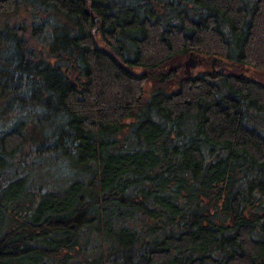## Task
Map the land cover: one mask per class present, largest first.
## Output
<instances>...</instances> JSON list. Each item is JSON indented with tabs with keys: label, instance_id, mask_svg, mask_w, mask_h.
<instances>
[{
	"label": "trees",
	"instance_id": "trees-1",
	"mask_svg": "<svg viewBox=\"0 0 264 264\" xmlns=\"http://www.w3.org/2000/svg\"><path fill=\"white\" fill-rule=\"evenodd\" d=\"M24 7L31 25L0 30V264H105L74 259L92 231L114 264H264L263 73L183 71L192 53L264 71V0H0V16ZM43 159L83 176L43 188Z\"/></svg>",
	"mask_w": 264,
	"mask_h": 264
},
{
	"label": "rangeland",
	"instance_id": "rangeland-1",
	"mask_svg": "<svg viewBox=\"0 0 264 264\" xmlns=\"http://www.w3.org/2000/svg\"><path fill=\"white\" fill-rule=\"evenodd\" d=\"M29 15L30 14L27 13L25 7L19 11H15V12L13 11L11 13L2 14L0 16V30L6 27H12L13 25L21 24L24 21H29L31 25V23H33V18ZM32 41L35 47L38 46L40 48V45L38 44L37 40H32ZM195 57L200 59V62H197L190 66L188 70L191 71V74L189 76H193L198 73H202L204 71L213 72V73L228 72L232 74L233 73L237 74V72L242 74L246 72L245 74H248V76L249 75L253 76L254 74H256V72H261L263 74L261 75L260 80L264 81V71L262 69L261 70L253 69L250 66L244 67L241 64H234L232 63V61L226 59L229 65L225 71L223 70L224 69L222 67L223 64H221L220 61H216L217 64L213 65V60L211 58H207L204 55L201 56L200 54L196 55ZM188 60L189 58H187L185 62H187ZM185 70H186V66L183 68L184 72ZM137 71H140V69H136V72ZM185 74L188 75L187 73ZM154 89L155 86L152 82L145 84L143 100L149 99L151 95L155 92ZM134 121H135L134 118H128V120L127 121L125 120L124 122H127V124L129 125V123H133ZM125 129L126 128H124L123 131ZM51 162H53V160L47 162V160L43 159L41 162L38 163L37 162L30 163V170L34 169V172H36L35 175L33 176L34 182L36 181L43 188L54 189L56 187L65 186L66 184L76 179L77 177L83 176L82 170H80V168H78L77 166H73L69 161L68 163L66 162V164L64 165H59V166H56L54 163ZM83 236L84 237L82 241L80 242L79 246H77L78 250L73 254L74 259H76V261H79L80 259L84 261L85 258L87 259H92L94 257L100 258L102 256V258H104L105 264H114L110 260V258L112 259V257L107 258L109 256L108 244H106L102 240H98L97 237L94 235V231H92L91 233L86 232Z\"/></svg>",
	"mask_w": 264,
	"mask_h": 264
},
{
	"label": "water",
	"instance_id": "water-1",
	"mask_svg": "<svg viewBox=\"0 0 264 264\" xmlns=\"http://www.w3.org/2000/svg\"><path fill=\"white\" fill-rule=\"evenodd\" d=\"M196 61H197V60H196V57H195V55L192 53V54H191V57L189 58V60L185 63L186 69H189L190 66L193 65L194 62H196ZM216 61H219V59H218V58H215V59L213 60V63H215Z\"/></svg>",
	"mask_w": 264,
	"mask_h": 264
},
{
	"label": "flooded vegetation",
	"instance_id": "flooded-vegetation-1",
	"mask_svg": "<svg viewBox=\"0 0 264 264\" xmlns=\"http://www.w3.org/2000/svg\"><path fill=\"white\" fill-rule=\"evenodd\" d=\"M196 60H197V61H196V62H194V64H195V63H197V62H200V59L196 58ZM215 64H217V62L213 63V65H215ZM222 67L224 68L225 66H224V65H222ZM223 70H224V69H223ZM185 73H187L188 75H190V74H191V71H190V70H188V69H186V70H185Z\"/></svg>",
	"mask_w": 264,
	"mask_h": 264
}]
</instances>
